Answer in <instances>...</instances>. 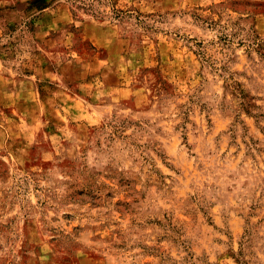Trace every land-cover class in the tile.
<instances>
[{
    "label": "clouds",
    "instance_id": "9594fccd",
    "mask_svg": "<svg viewBox=\"0 0 264 264\" xmlns=\"http://www.w3.org/2000/svg\"><path fill=\"white\" fill-rule=\"evenodd\" d=\"M0 264H264V0H0Z\"/></svg>",
    "mask_w": 264,
    "mask_h": 264
},
{
    "label": "rangeland",
    "instance_id": "374dc122",
    "mask_svg": "<svg viewBox=\"0 0 264 264\" xmlns=\"http://www.w3.org/2000/svg\"><path fill=\"white\" fill-rule=\"evenodd\" d=\"M35 2H36L37 4H43V3H44V0H35Z\"/></svg>",
    "mask_w": 264,
    "mask_h": 264
}]
</instances>
